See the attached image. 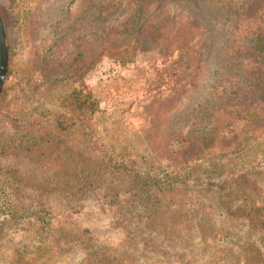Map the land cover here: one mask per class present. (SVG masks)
<instances>
[{"label":"trees","instance_id":"trees-1","mask_svg":"<svg viewBox=\"0 0 264 264\" xmlns=\"http://www.w3.org/2000/svg\"><path fill=\"white\" fill-rule=\"evenodd\" d=\"M173 5L218 27L226 20L218 29L226 38L223 51L214 61L212 35L189 39L186 22H177L152 83L162 93L168 88L169 101L167 115L156 120L160 127L148 130L151 156L117 151L97 132L101 106L83 81L105 58L133 63L147 42L162 38L175 17ZM18 6L0 0L7 37ZM70 7L71 1L40 0L28 12L24 37L32 58L0 97V155H28L32 168L25 177L43 192L77 204L93 197L120 206L118 220L128 221L136 237L112 249L87 232L52 228L50 212L26 197L15 176L6 181L12 231L2 233L13 235L15 260L168 264L149 251L157 246L178 264H264V0H89L77 19ZM11 60L9 47L10 78ZM208 82L209 102L196 106L189 124L179 128L181 114ZM13 90L57 97L45 98L39 109L10 110ZM40 172L45 182L36 180ZM189 190L207 192L220 221L234 229L199 236L190 211L162 197Z\"/></svg>","mask_w":264,"mask_h":264},{"label":"rangeland","instance_id":"rangeland-1","mask_svg":"<svg viewBox=\"0 0 264 264\" xmlns=\"http://www.w3.org/2000/svg\"><path fill=\"white\" fill-rule=\"evenodd\" d=\"M17 1L19 6L13 10L15 18L11 24V29L7 31L8 37L6 36L8 52L9 47H11L13 77H6L4 86L10 85L18 77L21 78L24 67L32 58L24 37L28 31L24 25L29 22L27 18L29 16L28 12L30 10L35 11L39 6L40 0ZM53 1L57 3L61 2V0ZM63 1H71L72 7H70L69 13L75 19H77L81 12L87 9L89 2V0ZM170 10L175 17L165 24L168 29L163 31L162 38L158 41L147 42L144 45L143 51L137 55L133 63L123 65L113 59L105 58L96 65L83 81L88 91L92 93L101 106L102 114L99 120H97V132L104 141V144L117 151H122L123 153L133 152L140 155V157L146 158L151 156L148 130L160 127L156 120L160 116L167 115L164 109L167 107L169 101L167 98L168 88L164 87L166 89L162 93V91H159L157 85L154 87L152 83L159 70L160 57L166 52V49L173 46L170 45V34L177 22L180 20L186 22L185 25L189 39L205 37L206 34L212 35L214 61L215 53L219 49H221V52L223 51V44H225L226 38L218 29L223 26L226 20L218 22V25L221 24L218 27L216 25L217 21H200L190 8L182 5L170 6ZM8 19V17L4 18L5 23H7ZM2 23L4 26L3 21ZM217 32H219V35H217ZM82 34L87 36L88 32L82 31ZM214 61L212 60V64H214ZM209 84V82L203 84L202 88H199L197 91V94H194L197 96V99L188 107L186 114H181L183 116L180 119L181 122L177 121L179 128L189 124L191 117L189 114L194 111L196 106L198 107L200 104L204 105L209 102ZM62 86L63 84H60L58 87ZM236 86L237 84L234 85V87ZM71 87V84L68 85V88ZM33 94L36 93L13 90L10 110L18 109L27 112L30 109H39L38 107L42 103H46L45 98L57 97L56 94H42L35 98ZM192 94L187 95L186 99H190ZM185 115H187V120H185ZM193 115L196 116L195 113ZM27 156L26 154L18 156L0 155V264H23L15 260L12 254L11 242L13 235H8V232L12 230L6 224V221L11 218L6 181H10V183L14 182L15 176H18L21 191L25 193L26 197L28 199L30 197L35 199L45 210L50 212L49 218L52 228L60 229L67 234L87 232L88 237L96 238L112 249H120L125 244L134 240L136 233L128 226V221L118 220L117 215L120 212V206L109 207L102 205L101 202L97 203L93 197L85 203L80 202L77 204L68 201L64 196L56 192L46 193L38 187L30 185L32 183L25 177V174L32 168ZM27 180L28 184L26 183ZM36 180L46 181L42 172L39 173ZM209 196L207 192L201 190L172 191L162 194V197L174 199L183 204L186 210L190 211L192 222L197 226V234L201 237L210 236L221 229H234L231 223L223 224L220 221L212 207ZM122 200L126 199L122 198ZM4 230L8 232L2 234ZM6 237H8L7 240ZM15 239L19 238L15 237ZM155 247L153 246L149 251L153 253L157 252L163 258L165 257L168 264H178L174 257L160 250L157 251Z\"/></svg>","mask_w":264,"mask_h":264},{"label":"water","instance_id":"water-1","mask_svg":"<svg viewBox=\"0 0 264 264\" xmlns=\"http://www.w3.org/2000/svg\"><path fill=\"white\" fill-rule=\"evenodd\" d=\"M9 66L8 42L4 26L0 17V95L7 77Z\"/></svg>","mask_w":264,"mask_h":264}]
</instances>
